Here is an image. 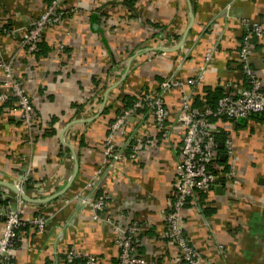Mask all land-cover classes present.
<instances>
[{
	"label": "crops",
	"instance_id": "0c3cea01",
	"mask_svg": "<svg viewBox=\"0 0 264 264\" xmlns=\"http://www.w3.org/2000/svg\"><path fill=\"white\" fill-rule=\"evenodd\" d=\"M49 1L0 0V61L11 63L36 115L35 139L28 141L13 101L0 102V181L18 184L25 178L23 192L42 198L67 184L75 171L73 153L77 169L68 188L44 203L22 200L0 183V202L6 201L0 206L17 209L27 223L45 217L44 230L20 231L14 262L66 264L65 250L74 249L112 264L118 247L108 216L121 232L136 222L139 254L170 263L177 248L158 235L177 183L181 101L188 97L204 107L244 84L240 20L257 21L264 29V0H63L62 9L75 11L46 28L36 51L29 52L20 47L21 30ZM209 47L215 52L204 79L165 96L168 137L155 129L150 112L139 110L115 141L128 151L127 144L142 136L143 150L136 159L110 164L103 148L109 121L128 100L155 92L164 78L194 76ZM251 57L264 85V32L253 39ZM3 78L0 69V92ZM209 124L217 148L223 150L230 136L234 153L227 157L216 149L217 184L190 198L182 212L185 232L211 264H264V113ZM230 163L240 180L236 185L223 175ZM96 172L98 189L89 190L86 184ZM99 193L107 196V205L95 219L76 195ZM3 226L0 220V233Z\"/></svg>",
	"mask_w": 264,
	"mask_h": 264
},
{
	"label": "built area",
	"instance_id": "2783aa9c",
	"mask_svg": "<svg viewBox=\"0 0 264 264\" xmlns=\"http://www.w3.org/2000/svg\"><path fill=\"white\" fill-rule=\"evenodd\" d=\"M62 1L50 0L39 16L22 28L21 48L29 52L35 51L43 31L59 24L64 13L67 16L75 11L73 8L62 9ZM240 21L242 35L238 56L244 84L235 91L225 92L218 98L214 108L194 106L188 97H184L181 101L180 112L177 117L179 126L182 128L180 154L175 169L177 183L171 205L164 216V229L161 233V237L167 239L177 248L178 253L172 264H211L190 243L185 232L182 215L184 207L195 193L208 192L217 184L215 166L217 140L210 128L209 118L237 121L264 112V85L251 62L253 39L260 37L264 29L257 21H251L247 18H242ZM214 52L213 47H209L205 51L203 61L199 64L194 76L186 80L174 76L164 78L160 81L155 92L142 93L131 106L121 109L114 121L108 126V133L103 142L104 156L110 161V164L122 157L130 160L136 159L139 151L143 150L142 136L135 137L128 153L122 146L117 147L115 141L118 134L124 135L126 133L127 119L139 110L146 109L150 112L154 119L155 129L161 132L165 138L168 137L165 96L171 90L182 89L185 85L194 87L199 84L205 77L206 68L212 62ZM0 69L4 73L2 81L4 90L0 92V102L13 101L19 120L25 127L27 139L33 141L35 139L36 115L32 102L25 88L14 76L11 63L1 60ZM227 86H231V82ZM129 144L130 142L126 147ZM223 145L225 155L231 157L234 153L232 138L226 136ZM98 175L96 172L92 181L88 183L89 190L98 189L96 184ZM223 175L235 185L240 182L232 163H230L227 171H223ZM24 179L22 178L20 184H16L21 190H23L22 182L25 181ZM81 200L82 203L90 206L94 214L93 217L97 218L106 207L107 196L103 193L88 194L82 196ZM0 220L4 222L0 233V264H15L14 249L16 246L14 243L18 237V230L25 225V221L22 220L17 209H11L9 206H0ZM105 221L114 227L115 244L119 248L116 264H146L139 255L134 254L135 251L137 252V247L142 239L139 225L136 222H131L121 232V229L118 230V226L112 219L106 218ZM28 223L37 228L38 231H42L45 227V217L37 215ZM74 258H83L84 264H98L100 261L97 255L78 252L74 249L68 250L64 257L69 262ZM148 264L160 263L150 262Z\"/></svg>",
	"mask_w": 264,
	"mask_h": 264
},
{
	"label": "trees",
	"instance_id": "16d2710c",
	"mask_svg": "<svg viewBox=\"0 0 264 264\" xmlns=\"http://www.w3.org/2000/svg\"><path fill=\"white\" fill-rule=\"evenodd\" d=\"M241 39V38H240ZM38 46H39V43H38V45H37V48H38ZM238 49H239V47H238ZM36 51V50H35ZM34 52V51H33ZM221 96V95H220ZM220 96H217V97H214L213 99L211 98V99H209L208 101H207V105L206 106H210V107H215L216 106V102H217V100H218V98L220 97ZM135 100L136 99H134V100H132V101H130V100H128V102H126V104L123 106V107H129V106H131L134 102H135ZM193 105L194 106H197V107H200L199 105H195L194 103H193ZM122 107V108H123ZM205 107V106H204ZM121 108V109H122ZM107 109L108 108H105V110H104V112H107ZM121 109L117 112V113H119L120 111H121ZM264 112H261V113H258V114H253V115H251V116H257V115H259V114H263ZM114 119L115 118H113V119H111L110 121H109V124H108V126L114 121ZM212 119H215V118H209V122L212 120ZM224 119V118H223ZM108 126H107V132H106V135H107V133H108ZM217 136V135H216ZM215 136V139L216 138H218V137H216ZM221 137V136H220ZM219 137V138H220ZM226 137V136H225ZM224 137V138H225ZM132 143H133V141H130V144H129V146L127 147V149L129 150V148L131 147V145H132ZM217 149H219V151H223V152H225L224 151V149L222 150V149H220V148H217ZM126 153H128V151H125ZM228 168H229V164L223 169V171H227L228 170ZM199 193H203V194H205L206 192H199ZM6 201L5 200H2L0 203H5ZM30 226V228H34L35 230H37V228H35L34 226H32V225H30L29 223H27V222H25V225H23L21 228H19V230H18V237H19V235L21 234L20 233V231L21 232H23L24 230H26V229H28V227ZM38 231V230H37ZM18 237L16 238V240H15V246H17L18 245ZM164 240H166V241H168L167 239H164ZM169 242V241H168ZM141 244V243H140ZM137 248H140V245L137 247ZM68 250H65V253H64V257L66 256V252H67ZM137 251H138V249H137ZM65 260V263L66 264H84L85 263V260L83 259V258H74V259H72V261L71 262H69V261H67L66 259H64ZM116 262H117V259L116 260H114L113 262H112V264H116ZM98 264H101V262L99 261L98 262Z\"/></svg>",
	"mask_w": 264,
	"mask_h": 264
},
{
	"label": "water",
	"instance_id": "95a60500",
	"mask_svg": "<svg viewBox=\"0 0 264 264\" xmlns=\"http://www.w3.org/2000/svg\"><path fill=\"white\" fill-rule=\"evenodd\" d=\"M189 5H190V3H189ZM190 26H191V23L189 24L188 28ZM184 37H185V34L181 38V40L179 41V44H181V42L183 41ZM159 49H162V48L159 47ZM163 49H167V48H163ZM73 156H74V159H75V171H74V173L72 174L71 178L68 180L67 184L61 190H59V191H57V192H55V193H53V194H51L49 196H45V197H42V198H30L16 184L9 183V182H4V181H0V183L3 184V185H6L10 189H12L15 193H17L22 198V200H25L27 202H34V203L47 202V201L59 196L60 194H62L68 188V186L70 185L71 181L73 180V177L75 176L76 169H77L76 158H75L74 153H73Z\"/></svg>",
	"mask_w": 264,
	"mask_h": 264
},
{
	"label": "rangeland",
	"instance_id": "374dc122",
	"mask_svg": "<svg viewBox=\"0 0 264 264\" xmlns=\"http://www.w3.org/2000/svg\"><path fill=\"white\" fill-rule=\"evenodd\" d=\"M118 115V113L115 115V117ZM114 117V118H115ZM127 120H129V118L127 119ZM93 178V177H92ZM92 178L90 179V180H88V182H87V184H86V188H90L89 186H88V183L89 182H91L92 181ZM87 191V190H86ZM76 198H80V201L82 202V194H77L76 195ZM106 205H107V202H106ZM89 209H90V211L92 212V210H91V208H90V206L88 207ZM103 213H104V211H103ZM94 214H93V212H92V216H93ZM94 218V217H93ZM97 218H99V216H97ZM106 218H110V217H108V216H105L104 217V219H106ZM96 219V218H95ZM111 219V218H110ZM183 223H184V219H183ZM184 228H185V226H184ZM163 231V230H162ZM162 231L159 233V235H158V237H159V239H161V240H164V238L163 237H161V233H162ZM114 242H115V239H114ZM199 250V249H198ZM199 252H200V250H199ZM118 253H119V248H118ZM201 253V252H200ZM134 254H137V255H139L140 256V258L144 261V262H146V264H148V263H150V262H155V263H160V262H158V261H156V260H149V259H146V258H144V257H142L140 254H139V251H135L134 252ZM201 255H202V253H201ZM202 257H203V255H202ZM204 258V257H203ZM173 262V261H172ZM172 262H170V263H160V264H172Z\"/></svg>",
	"mask_w": 264,
	"mask_h": 264
}]
</instances>
